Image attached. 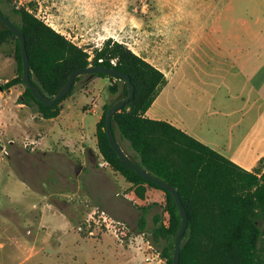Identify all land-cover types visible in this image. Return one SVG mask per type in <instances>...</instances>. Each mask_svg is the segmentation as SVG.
Returning <instances> with one entry per match:
<instances>
[{"label":"rangeland","instance_id":"obj_1","mask_svg":"<svg viewBox=\"0 0 264 264\" xmlns=\"http://www.w3.org/2000/svg\"><path fill=\"white\" fill-rule=\"evenodd\" d=\"M216 2L230 9L219 15V21L225 25L233 23L231 31L236 37L239 32L241 39L245 21V36L251 37L253 65L255 55H264V0H19L17 5L82 48L89 60L111 39L127 45L141 57L161 63L168 62L169 57L178 61L180 55H187L188 70L230 71L231 54L211 46L210 34L202 30L205 24L211 26L216 21ZM0 10L12 21H19L4 0H0ZM201 33L202 40L195 42ZM14 52V41L0 44L1 85L18 73ZM234 61V91L220 86L216 93L219 113L220 105L233 102V96L241 92L238 87L244 84L240 74L243 58ZM94 78H100L98 84L92 83ZM115 81L84 74L76 83L75 100L69 96L61 102L62 109L75 103L78 114L73 118L81 128L84 123V135L102 158L101 164L97 163L102 172L105 168L114 170L99 151L97 121L99 115L103 116L104 106L118 97L109 90ZM10 89L0 90V264H168L161 245L154 244L151 234L157 215H162L166 223L169 221L165 192L149 186L138 188L124 177L121 182L115 178L113 194L102 205L104 199L95 184L78 181L67 140L54 138L57 125L28 106L26 112L20 111L18 99L24 85H16L13 93ZM83 103L85 110L91 111L85 122L80 110ZM122 145L131 153L126 142ZM149 206L145 231L156 258L151 261L130 246V238L140 232V209ZM97 207L123 221L128 234L124 242L105 226L101 212L95 214V219H102L101 223L95 219L87 222ZM208 244L206 240L204 247Z\"/></svg>","mask_w":264,"mask_h":264},{"label":"trees","instance_id":"obj_2","mask_svg":"<svg viewBox=\"0 0 264 264\" xmlns=\"http://www.w3.org/2000/svg\"><path fill=\"white\" fill-rule=\"evenodd\" d=\"M18 1L4 0L19 17L15 23L26 38L31 80L45 96L53 97L73 71L86 68L91 62L82 48L27 8L19 7ZM12 41L15 42L18 73L3 84V90L22 84L25 90L18 99L19 103L35 109L46 119L58 117L61 102L73 94L76 83L84 74L77 76L67 97L47 106L25 84L21 42L0 20V44ZM113 60H116L115 65ZM92 64L114 67L132 79L134 98L114 115L113 131L132 161L179 191L189 217L181 243L180 264H264V171H248L173 124L146 117V112L167 83V77L127 45L109 39L105 47L96 51ZM87 74L116 80L109 90L118 97L104 106L103 116L97 124L98 148L111 168L132 185L165 192L169 221L166 223L162 215H157L151 234L154 244L161 245L168 264H173L175 239L182 227V216L173 194L126 165L108 139L107 112L113 103L128 95V84L115 75ZM122 142L127 143L131 153L125 150ZM149 208L151 206L140 209V232L148 227ZM206 240L209 241L207 248L204 247Z\"/></svg>","mask_w":264,"mask_h":264},{"label":"crops","instance_id":"obj_3","mask_svg":"<svg viewBox=\"0 0 264 264\" xmlns=\"http://www.w3.org/2000/svg\"><path fill=\"white\" fill-rule=\"evenodd\" d=\"M215 9L216 21L214 20L211 26L205 24L202 30H207L210 34L208 41L211 46L214 44L219 52L231 54L232 69L230 71L227 69L222 71L188 70L185 67V63L190 62L187 55H180L178 61L169 57L168 62L162 61V63L156 59L143 57L164 72L167 77V83L146 112V117L173 124L248 171L255 169L264 171V55H255L252 65L250 62L251 37L245 36V21L241 39L239 32L237 37L235 32H232L233 23L225 25L219 21V15L229 11V7L218 4ZM247 24L249 28L250 21ZM202 36L201 33L200 37L195 38V42L202 40ZM246 55L249 56L247 60L244 58ZM240 58H243L240 74L245 80L242 87H238L241 92L233 97L234 100L242 101L233 100L230 103H222L220 105L222 110L219 113L215 100L217 90L220 86H224L228 91H234L233 78L236 76L234 59ZM256 78H258L257 81ZM99 79L94 78L92 83L98 84ZM14 89L16 86L9 92L13 93ZM21 93L23 91H20L19 96ZM72 95L70 100H75ZM84 105V103L81 104L80 110L85 122L87 114L91 111L85 110ZM18 106L20 111H27L26 105L19 103ZM75 108V103H68L58 117L49 119L58 127V129L55 128L54 138L57 141L67 140L66 147L74 158L78 181L87 180L88 183L95 184V189L104 199V202L101 200V204L105 205L113 194L115 178L120 182L124 178L116 175L109 168L103 169L102 172V169L97 167V163L101 164L102 158L93 147L94 145L88 141L89 137L84 135V123L81 128L77 119L73 118L78 114ZM100 118L101 115L97 124ZM108 169L111 173L107 171ZM97 179L104 182L98 183L95 181Z\"/></svg>","mask_w":264,"mask_h":264},{"label":"water","instance_id":"obj_4","mask_svg":"<svg viewBox=\"0 0 264 264\" xmlns=\"http://www.w3.org/2000/svg\"><path fill=\"white\" fill-rule=\"evenodd\" d=\"M0 20L5 24V26L7 28H9L12 32H14L16 34V36L18 37V39L21 42L22 54H23V65H24L23 79H24L25 84L32 90L34 96L40 102H42L43 104H45L47 106L51 107L54 104H56L57 102L61 101L65 97H67L72 91V88L74 86V83H75L77 76L80 74L91 73V74L95 75L97 73H105V74L115 75V76L122 78L126 81V83L128 84V90H129L128 95L117 100L115 103H113L107 112L106 131H107L108 139H109V142H110L111 146L113 147V149L117 152L120 159L126 165H128L130 168L134 169L138 174H140L146 180L154 182L155 184H157L161 188H163V189H165V190H167L173 194V196H174V198L178 204L181 216H182V227H181V229H180V231L177 234L176 239H175V251H174V256H173V264H180L181 243H182V238L185 235L187 227H188L189 217H188V213L185 209V206L182 202V198L180 196L179 191L177 190L176 187H174L168 181L153 175L152 173L147 171L145 168L141 167L140 165H138L137 163L132 161L129 158V156L125 153L123 148L120 146L119 142L117 141V139L115 137L114 131H113V117H114V115L117 112L121 111L123 109V107L130 100H132L134 98V95H135V86L132 82L130 75L119 70V69H116L114 67H109L106 65H90L86 68L73 71L70 74L66 84L60 89V91L55 96H53V97L45 96L40 91V89L33 84L32 80H31L30 59H29V55H28V51H27L26 38H25L24 33L22 32L20 27L14 21H12L7 15H5L2 12H0ZM0 90H3V85H1V84H0Z\"/></svg>","mask_w":264,"mask_h":264},{"label":"built area","instance_id":"obj_5","mask_svg":"<svg viewBox=\"0 0 264 264\" xmlns=\"http://www.w3.org/2000/svg\"><path fill=\"white\" fill-rule=\"evenodd\" d=\"M92 61H93V58H90V62H91L90 65H93ZM99 61L102 62L103 60L100 59ZM112 63L115 65L116 60H113ZM31 143H34V142H31ZM97 212L102 213L105 226L109 229V231L111 233H113L115 235V237L118 238V240H120L121 242H124L125 238H127L128 234L126 233L125 227L123 226V224H124L123 221L109 216L105 210L97 207L96 211H94L93 213L90 214V217L87 220V222L90 223L92 219H95V214H97ZM108 218H110V219L108 220ZM95 221H98L99 223H101L102 219L101 218L95 219ZM139 239H141V241L136 242ZM130 241H131V243H130L131 248H133L137 252H142V253L146 254L144 256H145V259L147 261H151L155 258V253L151 252V250L154 249V246L151 243V241L147 238V232L146 231L135 233L134 236L132 238H130ZM147 253H150V254H147ZM157 256H160V255L157 254Z\"/></svg>","mask_w":264,"mask_h":264}]
</instances>
